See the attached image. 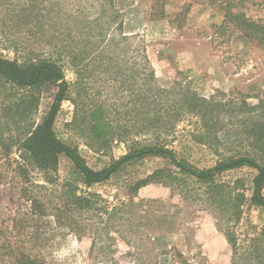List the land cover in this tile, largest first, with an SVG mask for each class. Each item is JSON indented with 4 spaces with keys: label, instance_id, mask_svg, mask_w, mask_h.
I'll list each match as a JSON object with an SVG mask.
<instances>
[{
    "label": "rangeland",
    "instance_id": "1",
    "mask_svg": "<svg viewBox=\"0 0 264 264\" xmlns=\"http://www.w3.org/2000/svg\"><path fill=\"white\" fill-rule=\"evenodd\" d=\"M110 1L108 5L105 0H0V58L19 63L52 58L66 64L67 80L74 82L70 57L84 52L81 63L87 71L81 109L87 110L93 101L104 103L114 125L133 133L144 125V105L136 98L151 73L153 86L160 89L181 84L206 99L264 103V37L262 42L250 41L234 25L223 24L231 6L234 13L264 25V0ZM57 91L56 87L42 91L38 123L47 117ZM77 95L72 91L70 97ZM168 97L169 105L177 98L175 92ZM83 114H76L71 100L64 101L54 131L61 141L78 150L91 169L100 171L124 156L128 145L117 138L104 144L90 138ZM198 127L196 118H185L165 140L180 158L199 169H209L219 159L216 150L221 152L222 148L196 140ZM219 129L218 141L224 147L246 144L245 126L225 118ZM18 156L14 151L6 159L0 151V247L10 246L0 249V264H9L17 248L46 264L233 263L232 247L210 212L194 206L186 212L180 195L163 185L150 184L137 194L130 192L138 181L164 168L163 160L132 162L109 181L89 189L80 184L82 176L65 156L59 157L53 183L34 175L35 184L41 187L36 193L46 201L56 202L63 184L72 182L110 205L158 200L164 203L165 211L173 212L177 206L185 210L172 234L150 236L152 232L144 228L139 232L127 228V238H121L117 230L91 214L90 223L86 216L75 214L83 226L80 233L58 226L52 214L45 218L26 215L19 205L20 178L14 172ZM256 174L243 168L224 174L223 179L240 180L243 186L239 188L250 197ZM86 224L95 225L89 228ZM263 228L264 209L247 203L237 226L239 238L253 237Z\"/></svg>",
    "mask_w": 264,
    "mask_h": 264
},
{
    "label": "trees",
    "instance_id": "2",
    "mask_svg": "<svg viewBox=\"0 0 264 264\" xmlns=\"http://www.w3.org/2000/svg\"><path fill=\"white\" fill-rule=\"evenodd\" d=\"M105 1L108 5L111 2ZM226 10L223 24L234 25L250 41H263L264 25L234 13L231 6ZM84 54L81 52L70 57L72 63L69 66L76 77L74 82L67 80L66 64L52 58L25 63L0 58V151L6 159L14 151L19 155V161L14 162V172L20 178L18 194L22 211L39 218L52 214L58 226L75 233L83 231L82 223L75 214L86 216L85 221L89 223L92 222L89 218L91 214L105 221L106 227L109 225L117 230L116 234H120L121 238H127V228L137 232L144 228L147 233L152 232L150 236L172 234L181 214L185 210L189 212L193 206L199 207L212 214L218 229L226 236L233 250L232 264H264V228L253 237L244 235L242 239L237 231L247 203L264 209V103L250 105L246 101L206 99L181 84L172 89H160L153 86L154 74L151 73L148 79L145 78L139 89L141 94L136 98V102L142 101L144 105V125L133 133L114 125L104 103L93 101L87 110L81 109V91L85 86L84 72L87 71L81 63ZM50 87H56L58 91L47 117L38 123L36 116L40 95ZM134 87L131 90L135 97L137 92ZM72 91L78 92L77 97H70ZM172 92L177 98L169 105L171 100L167 98ZM66 100L75 105L76 114L84 113L90 138L101 144L117 138L128 145L127 153L103 170L91 169L76 148L64 143L55 134L54 123L61 104ZM188 117L198 121L200 135L196 140L208 147L216 144L214 147L222 148L221 152L216 150L219 159L212 168L199 169L191 165L167 145L165 137L176 124ZM225 118L245 126L246 144L230 149L218 141L219 125ZM134 138L144 140L136 141ZM60 156L71 161L82 176L80 184L86 189L109 181L132 162L152 158L163 160L166 162L164 168L138 181L130 192L137 194L150 184L170 187L174 195H180L185 210L177 206L173 212L165 211L164 203L158 200H141L140 203L131 200L110 205L100 195L84 191L72 182L64 183L59 193L57 191L56 202L46 201L36 193L41 187L35 184L34 175H42L46 183H53L52 176L57 171ZM243 168L257 172L252 180L250 197H247L245 189L239 188L243 186L240 180L231 182L223 179L224 174ZM94 225L86 224L84 227L92 228ZM95 245L94 240L92 249ZM9 247L4 245L0 249ZM11 255L9 264H46L23 248H17Z\"/></svg>",
    "mask_w": 264,
    "mask_h": 264
}]
</instances>
